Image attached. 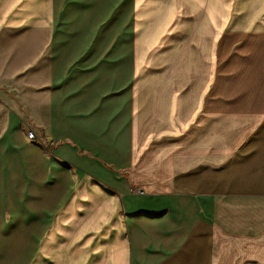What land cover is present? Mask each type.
Returning <instances> with one entry per match:
<instances>
[{
    "label": "crops",
    "instance_id": "crops-1",
    "mask_svg": "<svg viewBox=\"0 0 264 264\" xmlns=\"http://www.w3.org/2000/svg\"><path fill=\"white\" fill-rule=\"evenodd\" d=\"M145 12L0 0V264H264V0Z\"/></svg>",
    "mask_w": 264,
    "mask_h": 264
},
{
    "label": "rangeland",
    "instance_id": "rangeland-1",
    "mask_svg": "<svg viewBox=\"0 0 264 264\" xmlns=\"http://www.w3.org/2000/svg\"><path fill=\"white\" fill-rule=\"evenodd\" d=\"M156 0H141V16L142 17H145V15L146 14H144V13H146L145 12V8L148 6V5H150V6H152L153 4H154V2H155ZM150 3V4H149ZM156 6H158V5H156ZM161 6V5H160ZM141 21H142V19H141Z\"/></svg>",
    "mask_w": 264,
    "mask_h": 264
},
{
    "label": "built area",
    "instance_id": "built-area-1",
    "mask_svg": "<svg viewBox=\"0 0 264 264\" xmlns=\"http://www.w3.org/2000/svg\"><path fill=\"white\" fill-rule=\"evenodd\" d=\"M27 136H28V138H29L30 140H32V141H34V142L38 141V140H37V137H36L35 134H34V132L31 131V130L28 131Z\"/></svg>",
    "mask_w": 264,
    "mask_h": 264
}]
</instances>
